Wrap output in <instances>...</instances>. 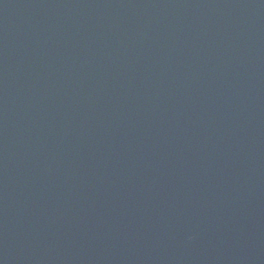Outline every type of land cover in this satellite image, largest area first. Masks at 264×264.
<instances>
[{
  "label": "water",
  "instance_id": "water-1",
  "mask_svg": "<svg viewBox=\"0 0 264 264\" xmlns=\"http://www.w3.org/2000/svg\"><path fill=\"white\" fill-rule=\"evenodd\" d=\"M0 264H264V0H0Z\"/></svg>",
  "mask_w": 264,
  "mask_h": 264
}]
</instances>
